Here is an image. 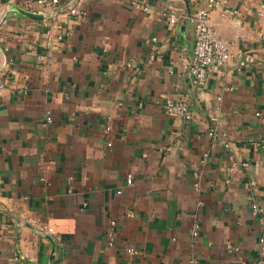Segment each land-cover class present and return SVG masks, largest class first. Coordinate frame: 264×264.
<instances>
[{"label":"crops","instance_id":"1","mask_svg":"<svg viewBox=\"0 0 264 264\" xmlns=\"http://www.w3.org/2000/svg\"><path fill=\"white\" fill-rule=\"evenodd\" d=\"M0 82V264H264V0H0Z\"/></svg>","mask_w":264,"mask_h":264},{"label":"built area","instance_id":"2","mask_svg":"<svg viewBox=\"0 0 264 264\" xmlns=\"http://www.w3.org/2000/svg\"><path fill=\"white\" fill-rule=\"evenodd\" d=\"M36 2L43 5H57L60 0H36ZM133 4L135 8L147 9L141 2H134ZM69 11L73 14L78 13L75 8H70ZM168 17L169 21L174 23L177 19V14L176 12H170ZM193 20L195 29L192 54L184 64V69L198 85H205L209 69L222 67L235 56L239 61H243L245 57L242 53H233L231 45L210 25L205 11H198L194 15ZM246 59L249 58L246 57ZM3 88V83L0 82V96ZM163 109L167 114L180 117L184 120L192 118L189 103L182 100L175 102L167 101L164 103ZM47 120L51 121V118L48 117ZM211 120L214 122L217 121V116H212ZM126 182L129 184L132 182L131 174L127 175ZM262 198L264 199V195ZM252 212L259 217V227L261 230L259 250L261 254H264V208L254 203L252 204ZM111 224H114V221H111ZM195 228H197V226H195ZM40 230L45 234L52 233V229L46 226H42ZM193 234H195V231H193ZM126 250L129 253H137V251L132 248ZM193 262L195 263V261Z\"/></svg>","mask_w":264,"mask_h":264},{"label":"water","instance_id":"3","mask_svg":"<svg viewBox=\"0 0 264 264\" xmlns=\"http://www.w3.org/2000/svg\"><path fill=\"white\" fill-rule=\"evenodd\" d=\"M22 13H24V11H22Z\"/></svg>","mask_w":264,"mask_h":264}]
</instances>
